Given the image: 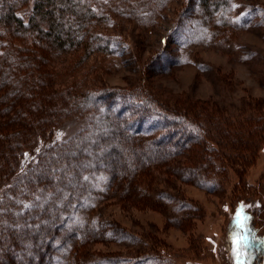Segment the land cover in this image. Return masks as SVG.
Segmentation results:
<instances>
[{"label": "rangeland", "instance_id": "rangeland-1", "mask_svg": "<svg viewBox=\"0 0 264 264\" xmlns=\"http://www.w3.org/2000/svg\"><path fill=\"white\" fill-rule=\"evenodd\" d=\"M216 1L210 10L201 0H153L151 11L134 8L131 0H94L91 32L108 39V48L86 54L62 51L42 68L54 74L46 88L55 91L52 105L61 110L55 127L44 130L47 138L67 140L88 127L92 113L71 110L72 96L104 89L133 95L127 104L119 99L110 108L111 114L126 120L122 123L127 131L157 136L152 146L160 149L174 143L165 166L152 167L154 180L149 189L145 186L149 197L145 201L128 192L118 194L117 186L107 184L103 168L83 175L88 192L77 199L73 211L63 217L68 222H60L58 228L102 230V235L81 243L87 251L85 264H239L233 259L231 240L225 241L230 235L235 239L233 229L226 235L230 220L252 223L259 234L264 233V0ZM32 5L28 0L17 10L25 24ZM5 37L15 56L23 39ZM13 57L7 59L12 66ZM11 78L9 85L25 88L22 74ZM145 96L154 104L142 102ZM154 105L175 112L185 128L160 138L168 119ZM102 109L98 106L96 111ZM12 110L9 115L15 116L18 126L30 124ZM26 112L31 121L27 108ZM44 112L35 109L33 117L37 120V114ZM9 154L5 157L0 150V188L15 171L18 155ZM44 198L27 199L24 209L49 200ZM238 206L243 213L235 217ZM260 237L252 242L262 250ZM58 240L53 235L37 241L48 243L47 264L66 263L54 255L60 249ZM14 249L0 247L9 263L37 257L32 250Z\"/></svg>", "mask_w": 264, "mask_h": 264}, {"label": "trees", "instance_id": "trees-1", "mask_svg": "<svg viewBox=\"0 0 264 264\" xmlns=\"http://www.w3.org/2000/svg\"><path fill=\"white\" fill-rule=\"evenodd\" d=\"M152 1L131 0V3L134 8L145 6L154 11L155 8L150 7ZM202 1L210 10L218 3L216 0ZM27 2L28 0H0V150H4L5 157L12 152L18 155L14 159L15 171L11 176L8 175L9 182L0 188V247L6 246L9 251L10 246H13L16 248L13 252L17 249L26 253L32 250L31 254L37 255L36 259L25 256L20 264H47L45 253L50 250L48 243L44 245L37 241L43 239L45 242V237L54 235L59 239L60 245L57 250L60 254L56 251L55 256L66 259L64 264H72V260L73 264H85L87 251L81 243L102 235V230L87 226L58 228L61 226L60 222L67 221L66 216V219L63 217L73 211L77 199L88 192L82 179L83 175L103 168L108 174L107 184L117 186L120 190L118 194L128 192L131 196L134 195L133 198L145 201L149 198L145 186L149 189L154 180L152 167L165 166L168 158L174 153V143L171 142L165 149H160L159 145L155 147L157 136L127 131L122 123L126 120L121 118V115L111 114L110 108L116 105L115 101L119 102V99L121 103L127 104L133 95L127 91L104 89L80 94L67 89L75 93L72 96L75 98L74 103L70 105L71 110H81L80 113L86 116L92 113L89 126L67 140L47 138L44 130L55 127L58 122L56 117L61 110L52 105L55 91L46 88L54 74L42 68L46 63L54 62V58L62 51L68 52L71 49L82 50L85 54L86 51L99 53L104 52L109 43L105 37L91 32V20L94 18L93 10L96 5L94 0H33L29 21L25 24L17 10ZM12 34L23 39L22 44H18L22 47L15 48V56L12 54L14 49L11 44L4 38L5 35ZM11 56L16 58V65L8 64L7 59ZM8 65L12 67L6 68ZM29 67L39 71L29 72ZM21 70L23 73H20ZM18 72L19 76L22 74V77H25V88L9 85L12 74ZM35 72L40 75L36 77ZM23 93L28 96L22 95ZM135 97L141 98L138 94ZM142 102L151 106L150 103L153 105L155 101L145 96ZM34 104L36 106L30 108ZM98 106L104 108L101 113L96 111ZM158 107L154 108L155 111L163 113L168 119L166 127L163 128L164 132L160 129V138L171 136L177 129L185 128V123L179 118L181 116H178V121L175 112ZM26 108L30 112L31 121L25 116L28 113ZM46 108L48 109L45 110ZM12 109H17L16 115L20 112V118H25L30 124L18 126L14 120L15 116L9 115ZM35 109L44 110L46 115L38 113L39 118L35 120ZM190 120L188 119V122ZM193 122V126L198 130V125ZM13 125L17 128H12ZM142 137L148 139H141ZM154 140L155 146H152ZM44 195L47 197L44 198ZM34 196L49 200L36 208L24 209L29 202L27 199ZM240 207L234 210L235 217H238V213H243L239 211ZM16 213L18 215H15ZM235 221L230 220L226 231L228 236L229 229H233L235 239L230 237L231 235L225 238V241L232 242L233 248L230 247V250L233 252V259L239 264H264V233L259 234L252 223H240L238 220L237 224ZM123 235L133 238L128 233ZM250 236L253 239H250ZM257 236L260 237L262 250L252 242ZM240 237H245L247 243L241 241ZM27 242L29 245L24 246ZM8 260L6 253L0 251V262L14 264Z\"/></svg>", "mask_w": 264, "mask_h": 264}, {"label": "snow or ice", "instance_id": "snow-or-ice-1", "mask_svg": "<svg viewBox=\"0 0 264 264\" xmlns=\"http://www.w3.org/2000/svg\"><path fill=\"white\" fill-rule=\"evenodd\" d=\"M237 215L239 216V213H238ZM239 239H240L241 241H244V242H245V244L247 243V241H246L245 237H240Z\"/></svg>", "mask_w": 264, "mask_h": 264}]
</instances>
